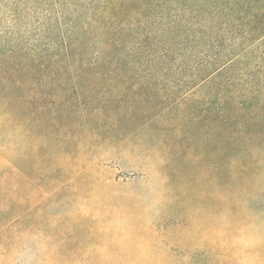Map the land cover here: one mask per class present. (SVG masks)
<instances>
[{
	"label": "rangeland",
	"instance_id": "obj_1",
	"mask_svg": "<svg viewBox=\"0 0 264 264\" xmlns=\"http://www.w3.org/2000/svg\"><path fill=\"white\" fill-rule=\"evenodd\" d=\"M173 65L0 75V264H264V145Z\"/></svg>",
	"mask_w": 264,
	"mask_h": 264
},
{
	"label": "trees",
	"instance_id": "obj_2",
	"mask_svg": "<svg viewBox=\"0 0 264 264\" xmlns=\"http://www.w3.org/2000/svg\"><path fill=\"white\" fill-rule=\"evenodd\" d=\"M179 62L233 104V138L264 145L247 129L264 113V0H0L2 76L126 78Z\"/></svg>",
	"mask_w": 264,
	"mask_h": 264
}]
</instances>
